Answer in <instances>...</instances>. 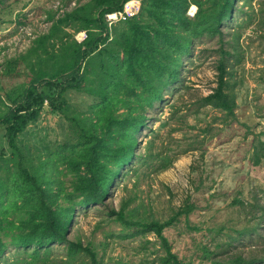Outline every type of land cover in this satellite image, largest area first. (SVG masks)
Returning <instances> with one entry per match:
<instances>
[{
	"label": "trees",
	"instance_id": "1",
	"mask_svg": "<svg viewBox=\"0 0 264 264\" xmlns=\"http://www.w3.org/2000/svg\"><path fill=\"white\" fill-rule=\"evenodd\" d=\"M126 1L76 0L69 10L48 11V30L1 64V73L10 78H17L24 64L27 82L14 100L4 96L10 104L0 100V132L9 149L8 155L0 153V264H61L66 257L78 264H103L90 240L68 239L75 208L101 203L120 169L139 158L133 134L144 126L146 109L175 85L194 40L216 36L221 42L216 87L200 98V106L221 113L224 123L235 117L232 73L241 61L238 38L232 36L231 50L223 49L219 28L232 19L234 0H139V20H120L109 29L105 15L120 11ZM190 5L195 6L192 16L186 14ZM81 31L85 38L75 40ZM68 91L90 99L83 115L66 102ZM44 104L67 122L64 136L52 146L24 144L19 136L39 119ZM263 158L264 143L253 138L249 162L256 166ZM124 209L109 211L114 221L153 233L162 250L139 264H249L241 256L208 263L179 260L163 231L187 218L191 206L146 223L128 221ZM53 243H67L65 258L51 254Z\"/></svg>",
	"mask_w": 264,
	"mask_h": 264
},
{
	"label": "rangeland",
	"instance_id": "2",
	"mask_svg": "<svg viewBox=\"0 0 264 264\" xmlns=\"http://www.w3.org/2000/svg\"><path fill=\"white\" fill-rule=\"evenodd\" d=\"M248 1L250 7L246 0H234L232 19L219 27L223 49L231 50L235 36L241 58L232 73L237 104L233 121L224 123L221 113L199 101L216 87L221 42L216 36L194 40L191 53L181 59L175 85L166 87L161 100L146 109L144 126L133 134L139 158L120 169L101 203L75 208L68 239L79 237L81 244L90 240L103 264H139L162 253L153 233H142L136 225L125 229L110 210L125 206L128 221L146 223L168 219L184 205L192 208L188 217L181 216L163 231L179 260L208 263L241 256L249 264H264V158L256 166L249 162L253 138L264 143V0ZM74 3L0 0V100H14L27 82L24 64L17 78L3 75L1 64L48 30V11L69 10ZM194 11L190 5L186 14ZM64 98L72 110L82 115L87 111V95L68 91ZM66 129L61 115L44 104L39 119L19 137L30 146H52ZM1 152L9 153L2 132ZM50 247L52 255L67 256V243ZM62 262L78 264L67 257Z\"/></svg>",
	"mask_w": 264,
	"mask_h": 264
},
{
	"label": "built area",
	"instance_id": "3",
	"mask_svg": "<svg viewBox=\"0 0 264 264\" xmlns=\"http://www.w3.org/2000/svg\"><path fill=\"white\" fill-rule=\"evenodd\" d=\"M140 1L139 0H128L124 2L122 9L120 11L111 12L105 15V22L108 28H111L117 21L126 20L133 17L140 19ZM80 35L77 41H81L85 38V33L83 31L78 32Z\"/></svg>",
	"mask_w": 264,
	"mask_h": 264
},
{
	"label": "flooded vegetation",
	"instance_id": "4",
	"mask_svg": "<svg viewBox=\"0 0 264 264\" xmlns=\"http://www.w3.org/2000/svg\"><path fill=\"white\" fill-rule=\"evenodd\" d=\"M137 19V18H136Z\"/></svg>",
	"mask_w": 264,
	"mask_h": 264
}]
</instances>
